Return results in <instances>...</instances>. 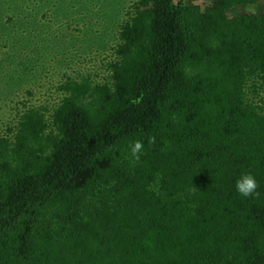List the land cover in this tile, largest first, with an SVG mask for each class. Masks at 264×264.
Segmentation results:
<instances>
[{"label":"trees","instance_id":"16d2710c","mask_svg":"<svg viewBox=\"0 0 264 264\" xmlns=\"http://www.w3.org/2000/svg\"><path fill=\"white\" fill-rule=\"evenodd\" d=\"M115 55L0 129V264H264V0H135Z\"/></svg>","mask_w":264,"mask_h":264},{"label":"rangeland","instance_id":"374dc122","mask_svg":"<svg viewBox=\"0 0 264 264\" xmlns=\"http://www.w3.org/2000/svg\"><path fill=\"white\" fill-rule=\"evenodd\" d=\"M134 1L22 0L8 4L4 13L0 9L10 36L28 45L13 54L12 39L5 44L0 38V129L14 125L29 105L52 109L63 96L57 87L65 74L106 75ZM249 95L264 99L260 89Z\"/></svg>","mask_w":264,"mask_h":264},{"label":"clouds","instance_id":"9594fccd","mask_svg":"<svg viewBox=\"0 0 264 264\" xmlns=\"http://www.w3.org/2000/svg\"><path fill=\"white\" fill-rule=\"evenodd\" d=\"M143 143L133 140L129 146L130 153L134 159H139L143 151ZM236 192L243 198H256L260 195L258 183L251 172H241L234 182Z\"/></svg>","mask_w":264,"mask_h":264}]
</instances>
